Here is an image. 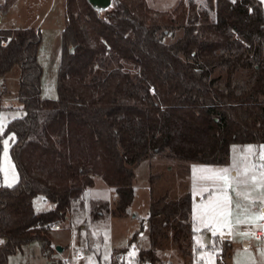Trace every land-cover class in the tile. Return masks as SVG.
I'll return each mask as SVG.
<instances>
[{
  "label": "trees",
  "instance_id": "16d2710c",
  "mask_svg": "<svg viewBox=\"0 0 264 264\" xmlns=\"http://www.w3.org/2000/svg\"><path fill=\"white\" fill-rule=\"evenodd\" d=\"M14 1L3 0L0 11ZM236 1L243 8L231 0H176L166 9L114 0L100 17L87 0H65L56 97L41 95V28L0 27V79L19 64L22 109L0 135V152L2 138L14 137L9 153L18 171L11 187L0 182V264L34 240L50 258V223L66 220L95 175L115 186L117 212L125 213L134 167L146 157L225 164L232 143L264 142V3ZM176 27L182 33L166 41ZM37 194L52 206L36 209ZM150 200L149 246L137 249L138 263L164 262L170 248L184 263L201 260L191 195ZM90 202V218L109 209L107 200ZM132 234L108 264H124L118 258ZM204 247L217 260L231 256L232 242L218 234Z\"/></svg>",
  "mask_w": 264,
  "mask_h": 264
},
{
  "label": "rangeland",
  "instance_id": "374dc122",
  "mask_svg": "<svg viewBox=\"0 0 264 264\" xmlns=\"http://www.w3.org/2000/svg\"><path fill=\"white\" fill-rule=\"evenodd\" d=\"M2 1L0 0V3ZM196 1L200 5H206L205 0ZM231 1L234 7H242V4L240 5L238 1ZM147 2L155 9H166L174 6L176 0H147ZM18 3L17 5H21L20 8L13 7L9 12L0 11V27H25L33 24L41 28L42 40L37 53L43 72L40 88L41 95L43 97H56L57 68L61 48L60 33L65 24V0H20ZM181 33L182 28L176 27L175 29L167 30L163 36L166 41H171L176 39ZM19 69V64L14 63L0 79V104L4 106L0 110V122L4 125H6L7 120L22 112L20 108L21 103L18 99ZM9 137H12V134L4 136L2 143L7 139L10 147L11 139ZM9 147L7 158L3 155L4 145L0 152V168L4 169L0 171V182L4 184H7L6 175L8 180H11L14 176L15 182L18 178V171H16L9 153ZM249 148L253 150L249 156V160L252 164L256 165L255 171L252 174L256 176L257 180L255 184L240 185L239 188L240 191L250 194L251 202L237 197L231 191L229 195L234 205L235 203H239L242 208H249L251 215H259L260 209L264 206V203L261 202L262 189L259 186L261 183L260 174L264 171V160L260 158L261 151L264 149V142L257 145L251 143H245L244 145L232 143L230 145L229 159L225 164L175 161L162 153H156L151 157L141 160L134 167L135 175L132 180V185H134L133 202L125 213L117 212L115 186L106 185L101 175H95L93 186H95L96 192L105 197L107 202H109V209L104 211L95 220L90 219L86 210L75 211L73 208L68 210L66 220L58 222L60 228L51 230L54 245H65L63 251L57 254L54 249L52 251L53 257L49 259L41 249L40 243L34 240L23 244L18 250L9 253L6 264H52L53 260L55 261L54 264H59V261H61L60 257L63 259L68 255L75 256L79 249H84L85 252L84 256L78 261L79 264H108L110 260L109 254L112 250L116 247L126 246L133 232H135L136 237L127 247V251L122 252L125 258L123 263L140 264L135 257V253L138 248L149 246L147 215L150 199L152 198V194L154 197H157L164 194V192L171 199L180 198L185 193L191 195L193 202L190 216L194 219L193 227L195 229L202 228L200 231L206 235V231L212 232L213 229L211 225L205 227L201 220L197 219L200 214L197 206L206 204L211 194L216 191V188L211 181H201L199 177L202 174H194L193 170L202 168L213 170L231 169L234 166L237 169H241L243 168V162L238 158L245 156V150ZM151 184L154 185V192L152 194L150 190ZM204 185L208 186L209 191L198 195L197 192ZM45 203H47L46 207H49L51 204L50 201ZM91 205L92 202L89 203L88 209ZM233 211L234 213L237 211L235 207H233ZM233 219H235V216ZM258 223L264 225V220ZM258 228L260 227L253 224H241L231 235L228 234L227 229H224V235L222 236L232 242L231 256L227 259L220 256L219 260H217L215 257L216 250L212 251L204 248L201 252V260L184 263L180 255L170 248V250L166 251L165 261L156 264H166L168 260L172 264H209V256H211L212 264L216 262L218 264H237V261H240L241 264H264V257L260 255L261 250H264V240L256 235V229ZM244 232L254 233V235L245 238L239 234ZM211 236L210 243L214 235L211 233ZM247 240L248 245L246 247L244 242ZM200 245L204 247V242ZM86 254L88 255L85 256Z\"/></svg>",
  "mask_w": 264,
  "mask_h": 264
},
{
  "label": "snow or ice",
  "instance_id": "6c2138e0",
  "mask_svg": "<svg viewBox=\"0 0 264 264\" xmlns=\"http://www.w3.org/2000/svg\"><path fill=\"white\" fill-rule=\"evenodd\" d=\"M4 125L0 122V135L3 134ZM9 139L14 140V137H9ZM4 151L3 155L5 158L8 156V147L9 141L6 139L3 141ZM246 155L238 158L243 162V168L237 169L235 166L231 169L224 168L219 170L213 169H194L195 173H201L199 179L201 181H211L216 191L213 192L210 196V199L204 205H198L197 209L200 213L197 219H200L205 227L209 225L212 226V234L213 235H224V229H227L228 234H233L234 230L241 224L248 225L253 224L260 227L264 230V225H260L258 222L264 220V207L260 209L259 215H251L250 209L247 207H241L239 203H235L231 199L229 192L231 191L237 197H240L244 200H249L251 202L250 194L247 192L240 191V185H246L249 183H256V176L254 173L256 165L252 164L249 160V156L252 153V149H246ZM261 160H264V149L261 151L260 155ZM4 169L0 168V171ZM7 186L11 187L15 182V177L13 176L11 180L7 179V175L5 176ZM260 188L262 189V200L264 203V171L260 174ZM209 188L207 185H204L200 188V191L197 194H202L203 192H208ZM233 207L237 210L235 213L233 211ZM210 213V215H209ZM235 216V219L233 217ZM240 235L247 238L248 236L254 235V233L244 232L239 233ZM261 257H264V250L260 252ZM209 264H212L211 256H209ZM237 264H241L240 261H237Z\"/></svg>",
  "mask_w": 264,
  "mask_h": 264
},
{
  "label": "crops",
  "instance_id": "0c3cea01",
  "mask_svg": "<svg viewBox=\"0 0 264 264\" xmlns=\"http://www.w3.org/2000/svg\"><path fill=\"white\" fill-rule=\"evenodd\" d=\"M20 0H15L12 4H11V6H10V8H9V10L11 9V8H13V7H17V8H20L21 7V5H17V4H19L18 2H19ZM263 1V3H264V0H262ZM22 5H23V3H22ZM52 5V4H51ZM52 7V6H51ZM9 10L8 11H6V12H9ZM1 12H3V11H1ZM33 25V24H32ZM28 26H30V25H28ZM28 26H25V27H28ZM33 26H35V25H33ZM261 144V143H260ZM106 184V183H105ZM93 185H94V183H93ZM93 185H91L90 187H87L85 190H84V192H83V194H82V196H81V198H80V200L79 199H77V200H73V201H71V203H72V205H71V208L70 209H75V211H89V209H88V205H89V201H91V200H98V199H104V200H106L105 199V197H103V196H101V195H99V193H97L96 192V190H95V186H93ZM109 186V185H108ZM87 192V194L85 195V193ZM45 202H47V200L44 198V196L42 195V194H37V195H35L34 197H33V204H34V206H35V208L36 209H38V210H42V209H49V207L50 206H52V203L50 204V206L49 207H46V205H47V203H45ZM264 207V206H263ZM69 209V210H70ZM104 213V212H103ZM102 213V214H103ZM88 214H89V212H88ZM90 216V215H89ZM100 217V216H99ZM193 218V217H192ZM90 219H92V220H95V219H93V218H90ZM193 221H194V219H193ZM60 228V227H59ZM59 228H53V227H50V232H51V230L52 229H59ZM195 229V228H194ZM202 228H198V229H195V232H196V234L194 235V238H195V242L197 243V244H201L202 242H205L204 241V237H205V234L203 233V232H201L200 230H201ZM208 230V229H207ZM209 231V230H208ZM209 232H211V231H209ZM212 233V232H211ZM51 234V233H50ZM219 235V234H218ZM51 236V235H50ZM199 236V237H198ZM220 237H222V238H225V237H223V236H221V235H219ZM228 239V238H227ZM1 241V240H0ZM245 243V246L247 247V245H248V240L247 241H245L244 242ZM51 244H52V246L54 247V249H55V252L57 253V254H59L61 251H63L64 249H65V245H63V244H60L61 246H62V249L61 250H57L56 248H55V245H54V242H53V240H52V236H51ZM200 248H201V250L198 252V255H199V257L202 259V256H201V252H202V250L205 248V249H208V250H212V249H209V248H206V247H202L201 245H200ZM80 250V249H79ZM82 250V249H81ZM213 251V250H212ZM44 252V251H43ZM45 253V252H44ZM46 254V253H45ZM52 254H53V252H52ZM51 254V257L49 258V259H52V257H53V255ZM111 254V253H110ZM109 254V255H110ZM88 254H86L85 256H87ZM216 251H215V257H216ZM58 256V255H57ZM84 256V255H83ZM46 257H47V255H46ZM58 258H59V256H58ZM90 258V257H89ZM60 259H62L61 257H60ZM54 261V260H53ZM215 264H218L217 262L215 263Z\"/></svg>",
  "mask_w": 264,
  "mask_h": 264
},
{
  "label": "water",
  "instance_id": "95a60500",
  "mask_svg": "<svg viewBox=\"0 0 264 264\" xmlns=\"http://www.w3.org/2000/svg\"><path fill=\"white\" fill-rule=\"evenodd\" d=\"M90 5L95 9L98 16H103L106 12H109L111 9L115 7L114 0H87ZM206 235L204 237V241L206 244H209L211 241V232L206 231ZM55 248L57 250H61L62 246L60 244H56Z\"/></svg>",
  "mask_w": 264,
  "mask_h": 264
},
{
  "label": "built area",
  "instance_id": "2783aa9c",
  "mask_svg": "<svg viewBox=\"0 0 264 264\" xmlns=\"http://www.w3.org/2000/svg\"><path fill=\"white\" fill-rule=\"evenodd\" d=\"M50 227L53 228H59L60 224L57 222H51L50 223ZM256 235L258 237H260L262 240H264V230H262L261 228L256 229ZM85 254L84 249L83 250H79L78 253L73 256V255H68L67 257L61 259L59 264H79V260L83 257V255ZM119 261L123 262L124 261V254H120L119 255ZM125 264V263H124ZM140 264H151V263H140ZM166 264H172L171 261H166Z\"/></svg>",
  "mask_w": 264,
  "mask_h": 264
}]
</instances>
